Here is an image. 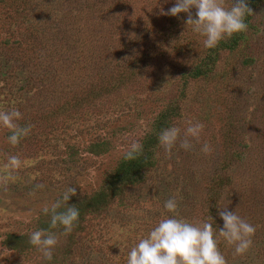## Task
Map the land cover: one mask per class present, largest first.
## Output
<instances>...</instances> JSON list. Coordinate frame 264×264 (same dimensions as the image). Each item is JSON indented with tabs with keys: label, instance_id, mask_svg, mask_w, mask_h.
Instances as JSON below:
<instances>
[{
	"label": "rangeland",
	"instance_id": "obj_1",
	"mask_svg": "<svg viewBox=\"0 0 264 264\" xmlns=\"http://www.w3.org/2000/svg\"><path fill=\"white\" fill-rule=\"evenodd\" d=\"M245 2L252 13L238 47L218 48L212 70L195 78L210 49L186 13H160L175 0H0V110L15 108L17 123L31 125L15 146L0 127V264H64L67 250L66 264H126L130 248L172 215L163 208L170 197L179 217L213 224L226 264H264V0ZM164 112L175 113L181 139L187 122L203 124L190 149L179 139L168 154L160 145L144 179L86 216L79 234L77 222L67 234L51 227V261L28 239L23 254L7 249L5 235L29 238L69 186L77 198L67 203L101 189L132 141L159 135ZM98 141L106 149L96 153ZM9 155L22 167L5 179ZM225 208L255 228L242 255L219 235Z\"/></svg>",
	"mask_w": 264,
	"mask_h": 264
},
{
	"label": "clouds",
	"instance_id": "obj_2",
	"mask_svg": "<svg viewBox=\"0 0 264 264\" xmlns=\"http://www.w3.org/2000/svg\"><path fill=\"white\" fill-rule=\"evenodd\" d=\"M192 9H195L193 16ZM187 14L186 25L191 31L203 36L205 49L215 48L224 38H230L234 33L247 30L246 16L252 13L245 0H232L230 7H224L223 0H175V3L166 12L160 9L162 15L177 16L179 13ZM22 118L19 110H0V127L9 130L7 142L15 146L31 131V125L21 127L17 121ZM184 136L181 139V129L171 126L161 130L158 142L165 153L171 152L178 139L179 146L185 150L192 147L189 138L198 139L203 129L199 122H187ZM143 145L134 140L123 153V159L131 161L141 154ZM210 146L205 143L201 151L209 152ZM22 167V160L17 155H9L4 165L5 179L14 178L13 173ZM76 195V188L69 186L62 196L45 206L42 212L50 215V227L63 226L64 233H70L74 223L79 218V209L67 202ZM63 204L69 206L58 211ZM163 208L172 215L161 219L146 236L130 248L126 264H226L225 257L220 252L217 239L214 235L213 224L203 221L200 224L188 222L177 213L178 201L170 197L163 203ZM223 221L219 227V235L230 245H234L237 255L244 254L252 244L251 236L255 232L253 225L236 214L234 210L218 211ZM213 220V218H211ZM29 243L36 247L42 258L51 261L52 250L57 244V237L44 229L33 231L29 236Z\"/></svg>",
	"mask_w": 264,
	"mask_h": 264
},
{
	"label": "trees",
	"instance_id": "obj_3",
	"mask_svg": "<svg viewBox=\"0 0 264 264\" xmlns=\"http://www.w3.org/2000/svg\"><path fill=\"white\" fill-rule=\"evenodd\" d=\"M248 17L249 15L246 16L245 20L249 27L247 22ZM243 33L244 32L235 33L234 36L232 35L223 43L220 42L215 48L208 50L207 54L199 61L201 65L197 66L194 71L191 72V76L196 78L210 72L216 60L215 58L218 48L223 47L228 50L236 49L243 38ZM174 114V112L173 114L170 112H164L159 116L157 123L159 125L158 129L160 131L167 127H171L170 123L175 117ZM156 134H148L147 137L145 136V139L142 141L143 148L141 154H139L134 160H124L122 163H120L111 176L106 180V184L101 189L94 191L91 195L85 196V198L80 197L79 201L74 200L73 202L68 203L69 205L74 204L73 206L79 209V218L76 221L78 223L76 233L79 234L84 230L83 227H80V224L81 221H84L86 216L101 214L107 209L108 206H111L116 200H119L126 192V189H128L130 186L140 183L144 179L149 169L154 165V157L157 153V149L160 147L158 142L159 135L157 136ZM105 145L106 144L104 142L98 141L96 144L92 145L95 147L92 148V151L96 153L101 152L106 149ZM74 198H77V196L75 195ZM68 204H65V206L62 207V211L69 206ZM42 218L43 219H39V229H44L49 232L51 229L50 219H47L46 214L42 216ZM27 239L29 240L27 235L13 234L9 232L5 235L3 242L7 249L13 250L19 254H23V252L29 249V246H27L26 243ZM66 247L70 248V245ZM69 251L70 250H67V253L69 254L63 261L64 264H66L69 261V258L72 257L73 250L72 252Z\"/></svg>",
	"mask_w": 264,
	"mask_h": 264
}]
</instances>
